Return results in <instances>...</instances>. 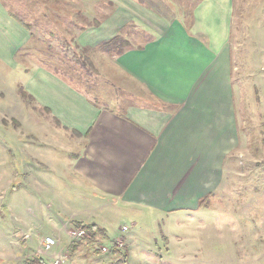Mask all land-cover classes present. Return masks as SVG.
I'll list each match as a JSON object with an SVG mask.
<instances>
[{
  "label": "rangeland",
  "instance_id": "374dc122",
  "mask_svg": "<svg viewBox=\"0 0 264 264\" xmlns=\"http://www.w3.org/2000/svg\"><path fill=\"white\" fill-rule=\"evenodd\" d=\"M198 1L0 0L13 15L11 23L29 26L28 34L6 31L28 37L14 56L0 48V264H26L36 257L46 264H264V138L241 160L235 185L212 194L198 213L174 217L110 207L58 180L57 163L73 156L63 153V143L74 135L56 129L49 113L20 93L30 71L42 68L94 105L120 109L145 103L146 95L113 65L117 53L85 44L91 42L87 30L124 13L119 36L136 46L152 37L153 17L171 20L180 12L190 20ZM234 4L231 39L240 45V58L264 64V0ZM7 40L0 36V44ZM260 116L258 122L264 112ZM46 154L53 158L51 166L42 158ZM87 216L104 228L102 234L72 240L70 232L80 228L74 220L89 222ZM47 240L53 244L46 251Z\"/></svg>",
  "mask_w": 264,
  "mask_h": 264
},
{
  "label": "crops",
  "instance_id": "0c3cea01",
  "mask_svg": "<svg viewBox=\"0 0 264 264\" xmlns=\"http://www.w3.org/2000/svg\"><path fill=\"white\" fill-rule=\"evenodd\" d=\"M234 3L199 0L190 20L180 12L171 20L153 17L152 37L132 47L119 36L124 13L87 30L86 45L98 47L115 36L127 43L121 52H111L117 53L113 65L146 95L145 103L97 106L52 72L30 71L25 91L56 129L74 135L62 146L73 156L57 163L59 181L103 205L174 217L200 212L212 194L235 185L241 160L264 138V120L258 122L264 112V64L240 58V45L231 39ZM12 16L0 5L1 40L9 39L0 48L8 57L28 40L22 22L9 21ZM17 28L26 34L6 32H21ZM88 219L74 222L104 230Z\"/></svg>",
  "mask_w": 264,
  "mask_h": 264
},
{
  "label": "trees",
  "instance_id": "16d2710c",
  "mask_svg": "<svg viewBox=\"0 0 264 264\" xmlns=\"http://www.w3.org/2000/svg\"><path fill=\"white\" fill-rule=\"evenodd\" d=\"M21 23V22H19ZM25 29L29 32V26L25 25L24 23H21ZM127 47V43L123 42L119 39V36L113 37L111 40L102 42L99 46L98 49L103 52H121ZM70 83V82H69ZM71 84V83H70ZM20 93L22 97H26L29 99L31 102H33V98L30 95H27L25 91L20 89ZM77 224V223H76ZM78 227H82L85 229L86 233L93 236L94 234H102V230L100 228H97L95 225H80L78 224ZM26 264H46L42 258L36 257L31 260V262H27Z\"/></svg>",
  "mask_w": 264,
  "mask_h": 264
},
{
  "label": "built area",
  "instance_id": "2783aa9c",
  "mask_svg": "<svg viewBox=\"0 0 264 264\" xmlns=\"http://www.w3.org/2000/svg\"><path fill=\"white\" fill-rule=\"evenodd\" d=\"M122 231H127V229L123 227ZM86 236H87V233L85 229H83L82 227L70 232V237L72 238V240H75V241L81 240ZM52 244L53 242L51 240L46 241V243L44 244V248L46 249V251L51 249ZM102 251L105 252L106 249L102 248ZM55 264H57V262Z\"/></svg>",
  "mask_w": 264,
  "mask_h": 264
}]
</instances>
